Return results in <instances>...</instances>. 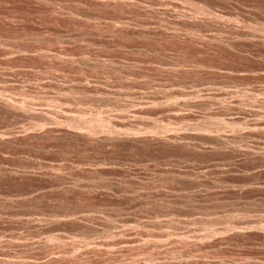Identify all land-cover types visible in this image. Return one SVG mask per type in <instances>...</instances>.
I'll list each match as a JSON object with an SVG mask.
<instances>
[{
  "label": "rangeland",
  "instance_id": "rangeland-1",
  "mask_svg": "<svg viewBox=\"0 0 264 264\" xmlns=\"http://www.w3.org/2000/svg\"><path fill=\"white\" fill-rule=\"evenodd\" d=\"M262 40L264 0H0V264H264Z\"/></svg>",
  "mask_w": 264,
  "mask_h": 264
},
{
  "label": "bare ground",
  "instance_id": "bare-ground-1",
  "mask_svg": "<svg viewBox=\"0 0 264 264\" xmlns=\"http://www.w3.org/2000/svg\"><path fill=\"white\" fill-rule=\"evenodd\" d=\"M124 1H122V3H123ZM125 3V2H124ZM126 4V3H125ZM128 4V3H127ZM131 4V3H130ZM175 5V4H174ZM177 6V5H176ZM197 7H198V9L199 10H202V11H207V9L206 8H204V6H202V5H197ZM209 12V10L207 11V13ZM205 13V12H204ZM206 13V14H207ZM209 14V13H208ZM214 14V13H213ZM212 15V14H211ZM215 15H217V14H215ZM219 16V15H218ZM213 17H214V15H213ZM216 17V16H215ZM210 18H211V16H210ZM217 18V17H216ZM212 20H213V18H212ZM216 20V19H215ZM231 25V24H230ZM230 25H228L229 27H230ZM232 26V25H231ZM237 27V26H236ZM235 27V28H236ZM233 28V27H232ZM237 28H239V27H237ZM229 30H230V28H228ZM252 29H254L255 30V27H253ZM251 29V30H252ZM232 30V29H231ZM236 30V29H235ZM240 29H238V31H239ZM241 30H243V28L241 29ZM246 30V29H245ZM248 30V29H247ZM250 30V29H249ZM256 30H257V28H256ZM234 30H232L231 32H233ZM237 31V32H238ZM236 32V31H235ZM242 32H244V30L242 31ZM250 32H253L254 34H255V32L252 30V31H250ZM234 33V32H233ZM239 33V32H238ZM241 33V32H240ZM237 34V33H236ZM243 34V33H242ZM252 34V33H251ZM253 34V35H254ZM257 34V33H256ZM238 35V34H237ZM239 35H241V34H239ZM245 35V34H244ZM247 35H249V33L247 34ZM257 36V35H256ZM260 36V35H259ZM258 36V37H259ZM249 37V36H248ZM252 37V36H251ZM253 37H255V36H253ZM261 38V37H260ZM263 38V37H262ZM237 39V38H236ZM243 39V38H242ZM246 38H245V36H244V39H243V41L242 40H240V41H242V42H244V40H245ZM247 39H249V38H247ZM256 40H257V38H255ZM239 40V39H238ZM251 40H254V39H251ZM255 40V41H256ZM236 41V40H235ZM247 41V40H246ZM245 41V42H246ZM259 41V40H258ZM249 42H250V39H249ZM261 42V41H260ZM262 42H264L263 40H262ZM233 43V42H232ZM251 43H252V41H251ZM233 44H235V43H233ZM247 44H248V42H247ZM250 44V43H249ZM257 44V43H256ZM259 45V44H258ZM255 46V45H254ZM250 47H252V44H251V46ZM107 118L105 117L104 118V116L102 117L100 114H99V112L97 113V114H94V116L92 117V118H89V119H85V118H82V117H76L75 119H73V124L75 125V126H77V127H86V128H88L89 129V131L91 130L92 132L93 131H97L98 130V132H99V129H104L105 127H109L108 125H106V123L108 124L109 122L106 120ZM73 124H71L70 123V125H73ZM110 129V128H109ZM90 131V132H91ZM100 131H102V130H100ZM161 132V131H160ZM159 132V133H160ZM156 133V132H155ZM158 133V132H157ZM157 137H160V136H157ZM20 264H24V263H20Z\"/></svg>",
  "mask_w": 264,
  "mask_h": 264
}]
</instances>
